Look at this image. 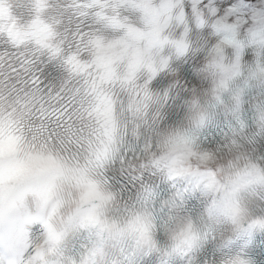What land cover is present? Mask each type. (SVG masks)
I'll use <instances>...</instances> for the list:
<instances>
[{
    "label": "clouds",
    "instance_id": "obj_1",
    "mask_svg": "<svg viewBox=\"0 0 264 264\" xmlns=\"http://www.w3.org/2000/svg\"><path fill=\"white\" fill-rule=\"evenodd\" d=\"M103 2V0H101ZM37 13L27 27L15 25L17 47L38 49L53 57H62L64 41L56 22ZM141 12L139 26L114 22L110 9H101L96 0H86L84 11L94 13L98 21L124 35L109 38L102 31L91 32L79 53L82 69L74 77L86 79L94 67L101 84L85 89L92 138L86 152L78 157L63 152L48 142L30 135L26 129L31 111L30 98L0 96V262L2 264H137L141 256L153 253L164 258L190 256L214 234L217 226L230 227L229 240L254 228H264V219L255 218L244 204L242 193L253 185H264V171L241 160L222 163L202 153L196 133L211 118L215 108L225 105V94L244 74L239 55L228 61L227 47L242 49L238 28L222 21L218 33H226L207 57L205 70L212 84L203 94L194 93L187 104L185 119L158 132V149L149 163L173 180L200 192L208 201L201 218L187 214L179 204L161 215L152 207L153 193L145 194V203L121 208L101 180L99 170L119 145L128 120H143L163 98L149 90L146 101L137 102L135 86L144 76H155L170 66L164 49L173 46L179 54L190 48L186 39L175 41L170 28L175 19L174 0H136ZM104 15H98L102 12ZM37 18L44 26H36ZM121 20L123 18L120 17ZM0 21L4 18L0 16ZM11 30L9 21L0 23V31ZM249 43L264 49V12L254 18L248 31ZM58 51H54L57 50ZM87 59H81L82 56ZM252 79L264 81V62L248 70ZM127 95V103L122 96ZM238 102L239 95L233 94ZM157 127H159L157 125ZM253 221H259L249 226ZM43 227L39 240L31 227ZM161 226L167 244L161 245ZM86 233L88 242L76 256L68 255L65 244L73 234ZM219 264H251L241 254L225 256Z\"/></svg>",
    "mask_w": 264,
    "mask_h": 264
},
{
    "label": "snow or ice",
    "instance_id": "obj_2",
    "mask_svg": "<svg viewBox=\"0 0 264 264\" xmlns=\"http://www.w3.org/2000/svg\"><path fill=\"white\" fill-rule=\"evenodd\" d=\"M101 9L111 10V19L114 22L127 26L128 21L120 19L118 12L122 3L128 0H96ZM37 13H41L47 7V0H35ZM76 7L84 8L85 4H78ZM98 15H104L103 11ZM0 16L8 18L11 30L7 32L11 41L16 36L15 22L10 19L8 6L5 0H0ZM36 26L43 28L37 18ZM91 32L78 33V44L76 50L66 55V62L73 72L78 73L82 69L79 60L84 41ZM12 47L8 51H0V96L10 93L14 98H30L31 111L27 118L26 129L30 135L40 138L52 146L78 157L85 154L88 141L92 138V125L86 107L85 89L91 91L101 84V77L94 67L88 68L84 74L86 79L70 80L59 89L45 87L40 75L36 72L35 66L38 54L41 52L35 48L17 47L11 42ZM54 51H58L54 50ZM65 55V50L62 53ZM137 102L146 101L149 97L148 84L135 86ZM157 118L153 117V121ZM259 221H253L254 226Z\"/></svg>",
    "mask_w": 264,
    "mask_h": 264
}]
</instances>
